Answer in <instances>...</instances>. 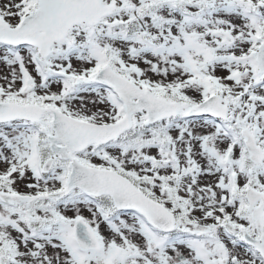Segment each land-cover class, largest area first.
<instances>
[{
  "label": "snow or ice",
  "instance_id": "1",
  "mask_svg": "<svg viewBox=\"0 0 264 264\" xmlns=\"http://www.w3.org/2000/svg\"><path fill=\"white\" fill-rule=\"evenodd\" d=\"M0 264H264V0H0Z\"/></svg>",
  "mask_w": 264,
  "mask_h": 264
}]
</instances>
